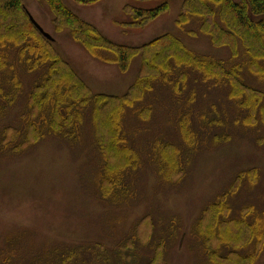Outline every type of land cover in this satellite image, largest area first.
Listing matches in <instances>:
<instances>
[{"label":"rangeland","instance_id":"rangeland-1","mask_svg":"<svg viewBox=\"0 0 264 264\" xmlns=\"http://www.w3.org/2000/svg\"><path fill=\"white\" fill-rule=\"evenodd\" d=\"M22 1L55 39V52L87 90L96 95L127 93L148 56L146 49L143 56L137 52L123 68L113 59H102L112 58L113 52L100 51L102 57H98L75 41L68 24L55 23V14L44 0ZM61 1L80 20L92 23L115 42L117 48L140 50L136 47L172 34L199 57L213 56L210 60L215 61L210 65L221 60L230 66L244 60L242 44L235 56L229 45L211 40L201 29L205 18L183 22V0ZM134 6L164 9L139 25L130 15ZM204 62L210 63L206 59ZM11 68L0 71L1 91L14 95H9L13 97L10 103L0 100V264H61L62 251L76 247V243L89 245V254L82 253L73 264L92 263L94 251H105L111 264H147L155 253L160 254L162 264H219L221 260L212 259L210 251L226 255L230 248L207 241L203 211L229 192L234 179L248 169L258 170V174H252L253 181L242 177L240 186L227 193L229 214L246 213L252 205L264 232V107L245 110L240 106L242 101L252 102V90L264 103V74L243 63L238 75L250 94L237 100L228 95L232 87L229 82L236 83L226 77L209 79L201 72L202 67L184 68V87L179 81V88H174L176 79L169 85H149L151 90L142 93L135 114L125 117V113L123 117L126 144L135 152L136 164L125 171L120 185L111 191L106 189L107 193L100 132L93 118L86 115L87 110L74 133L68 131L66 137L52 136L51 128L45 127L44 121L40 124L38 116L36 135H49L36 143L17 145L30 133L24 131L26 99L32 83L41 78L38 72H26L20 63L16 69ZM16 70L21 83L18 92L14 86ZM143 109L147 114L143 115ZM47 114L50 116V111ZM69 114H77L76 109ZM183 114L188 130L195 135L192 145L185 142L179 124ZM244 118L248 120L243 122ZM14 127L21 130L18 142L12 139ZM167 143L177 146L180 164L166 159L165 153L170 155L165 151ZM109 159L120 161L117 154ZM171 173L175 175L171 177ZM244 175L250 180L249 174ZM107 183L112 186L108 176ZM256 241H246L239 251L254 253L250 264H264V241ZM231 248L237 249L236 245ZM127 249L131 250L128 262L123 259Z\"/></svg>","mask_w":264,"mask_h":264},{"label":"trees","instance_id":"trees-1","mask_svg":"<svg viewBox=\"0 0 264 264\" xmlns=\"http://www.w3.org/2000/svg\"><path fill=\"white\" fill-rule=\"evenodd\" d=\"M44 1L55 14V23L61 26L68 24L72 29L73 39L84 44L87 48L89 47L93 55L97 54L98 57H102L101 53L104 50L113 52L112 58L102 57V59L106 61L113 59L120 63L123 68L127 67L128 62L137 52L143 53L146 49L145 54L148 55L142 60L140 72L127 93L121 96L104 95L103 93L92 94L55 52L52 40L42 34L31 21L28 8L23 4V1L0 0V71L10 67L16 69L20 63L26 72L30 74L38 72L37 77L40 76L41 78L34 81V84L32 83L26 99L27 111L23 115L24 131L27 130L30 133L26 134L17 145L21 146L23 142L36 143L49 135H36L38 116H40L38 120L40 124L44 121L45 127L51 128L50 134H53L52 136L66 137L69 134L68 131L73 132V129L79 126V122L83 120V111L87 110L86 115L93 118V124L100 132L98 143L104 151L103 156L106 161L105 172L102 176L105 191L106 189L111 191L118 187L125 176L123 175L125 171L136 164L134 162L135 152L126 144L127 133L124 130L123 117L125 113V117L131 113L135 114V107L142 100V93L150 89L149 85L159 82L169 85L172 79H176L177 82L174 83L173 87L179 88V81L182 82L181 87H184V79L186 78V72H183L184 68L198 67L200 69L199 67H202L201 72H204L209 79L218 80L226 77L225 80L236 83L233 85L232 82H229L230 87L231 85L232 87L228 95L237 100L241 95L248 96L250 94L245 91L247 90L246 86L241 83L238 75L243 63L248 64L250 68L253 67L259 74H264V0H183V8L180 13L183 22H189L193 18H205L201 29L207 34L209 33L212 41L221 42L222 46L229 45L235 56L238 55V45L244 46L243 62L240 60L230 66H226L221 60L212 63L214 66L210 65L211 62L215 61L210 60L213 56L203 55V57H199L192 49L187 48L178 36L172 34H165L140 48L136 47L140 50L127 47L117 48L115 42L108 40L93 24L80 20L61 0ZM76 1L91 3L95 0ZM130 9V15L139 21L138 24L145 25L157 16L164 9V6L155 9L134 6ZM11 58L13 59L11 60ZM205 59L210 63L204 62ZM18 72L16 70L17 80L14 81L17 92L21 91ZM250 90L252 89L250 88ZM9 95L14 96L4 94L0 89V100L3 103H10L9 101L13 97ZM251 98L252 102L242 101L240 106L245 110H250L251 106L254 108L259 105L263 109L264 103H261V97L255 94L253 90ZM71 109H76L77 114L70 115L69 110ZM47 111H50V116ZM143 111L145 112L143 115L147 114V111L144 109ZM57 120L63 122L62 124L57 123L60 129L54 127ZM245 120L248 119L244 118L243 122ZM179 124L182 125L185 142L192 145L195 142V135L188 130V120L184 118V114ZM20 131L16 127L12 131V139L16 138L15 142H18L17 136H22ZM221 139V141L225 140L224 137ZM118 144H121L122 147H118ZM176 148L177 146L167 143L165 151L170 155L167 153L165 155L168 161L173 160L174 164H180ZM114 154H117L120 161L109 159L114 157ZM121 163L123 165L118 169L117 165ZM257 172L258 170L254 169L242 172L234 179L230 191H225V194L223 193L218 201L209 204L203 211V221L207 222L203 231L207 235V241L211 245L223 244L230 248L226 255L220 254L217 250L210 251L209 255L212 259L221 260V262L218 261L219 264L252 263L255 257L254 253H242L239 249H243L246 241L252 239L257 240V243L264 241V232L261 231L260 225L261 218L256 215L255 207L249 205V211L246 213L242 211L241 214L234 216L229 214L226 201L227 193L240 186L242 177L244 181H253L252 174ZM245 173L249 174L250 180L245 177ZM173 175L175 174L171 173L170 176ZM107 176L111 179L112 186L108 185ZM107 186L109 187L107 188ZM206 215H209L208 220H206ZM249 216H252L253 219ZM235 245L237 249L231 248ZM74 246L76 247L68 246L62 251L61 264L77 263L82 253L89 254V245L76 243ZM123 247L126 248V246ZM130 252L131 250L127 249V252L123 253V259L129 260L131 258ZM159 260L160 254L155 253L147 264H162ZM85 264L111 263L105 251H97V253L94 251L92 263L86 262Z\"/></svg>","mask_w":264,"mask_h":264},{"label":"water","instance_id":"water-1","mask_svg":"<svg viewBox=\"0 0 264 264\" xmlns=\"http://www.w3.org/2000/svg\"><path fill=\"white\" fill-rule=\"evenodd\" d=\"M30 19L31 21L34 23V25L48 38L52 39V36L46 32L43 27L34 19V17L32 15H30Z\"/></svg>","mask_w":264,"mask_h":264}]
</instances>
